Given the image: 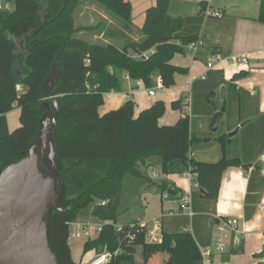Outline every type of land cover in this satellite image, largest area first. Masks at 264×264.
Wrapping results in <instances>:
<instances>
[{
  "label": "trees",
  "instance_id": "1",
  "mask_svg": "<svg viewBox=\"0 0 264 264\" xmlns=\"http://www.w3.org/2000/svg\"><path fill=\"white\" fill-rule=\"evenodd\" d=\"M170 1L156 0L146 12L145 25L135 29L138 40L129 45L98 40L109 20L115 27L133 24L132 7L126 0H7L13 11L0 8V176L25 158L47 117L51 123L55 96L59 118L48 140L54 143L61 174L59 203L63 209L51 211L46 222L58 264H78L71 254L70 224L91 205L94 220L111 224L99 238L85 243L83 253L119 251L110 264H146L144 232L129 242L114 224L144 220L146 205L141 198L168 193V167L173 161L196 174L199 190L209 200L218 199L227 169L251 168L237 158L223 157L217 163L192 158V147L200 139L191 132L189 116L183 113L186 98L172 102L182 117L170 126L159 123L166 113L162 101L137 116L131 100L120 109L99 114L105 94L120 93L126 76L135 83L141 81L146 89H152L159 78L162 87L169 89L176 83V74L186 73L171 62L198 38L176 37L185 22L170 15ZM85 2L99 12L95 25L79 22ZM259 3L257 20L264 25V0ZM247 76L241 72L235 78ZM15 105L21 110V126L11 132L7 114ZM219 117L220 113L215 123ZM220 142L224 147L225 137ZM127 188L129 194L124 197ZM124 201L129 205L125 207ZM101 202L106 206H100ZM162 235L160 246L174 254V264L203 260L192 234ZM141 252L143 260L139 262ZM258 257L264 259V251Z\"/></svg>",
  "mask_w": 264,
  "mask_h": 264
},
{
  "label": "crops",
  "instance_id": "2",
  "mask_svg": "<svg viewBox=\"0 0 264 264\" xmlns=\"http://www.w3.org/2000/svg\"><path fill=\"white\" fill-rule=\"evenodd\" d=\"M178 1L183 7L177 16L169 12L172 17H180L185 22L176 37L198 38L196 49L185 48L184 54H177L171 62L186 73L176 74L172 88L158 91L152 97L146 88L125 79L120 93L105 94L99 114L104 116L131 100L136 105L137 116L157 101H162L166 104V113L159 123L170 126L182 117L181 112L172 109V102L186 98L183 113L189 116L191 132L200 139V143L192 147V158L201 163H217L223 157L237 158L251 168L227 169L222 175L218 199L209 200L194 185L188 175L189 169L180 161H173L168 167L167 181L169 190L173 187L177 194L167 198L161 194H145L144 220L151 222L160 218L163 233L192 234L204 253L206 249L213 248L219 237L217 221L221 218L237 219L241 241L236 244L237 234L229 231L227 251L222 255L214 253L210 264H260L264 262L258 257L264 251V25L257 20L260 0L254 3L253 0H242V7L232 11L214 7L223 12L221 18L207 17L200 5L185 7V0ZM128 2L132 7L133 24L115 27L109 20L98 40L127 45L138 40L135 29L145 25L146 12L156 4V0H144V3L138 0L137 11L141 17L137 20L135 7ZM100 15L108 19L103 13ZM90 22L86 25H95V18ZM239 56L250 58L248 67H238L231 62L233 57ZM214 61L215 67L209 69L208 63ZM241 72H247L248 76L235 78ZM18 90L21 91V87ZM17 109L20 124V108L15 105V109L7 114L11 132L19 128L17 119L13 117ZM218 113L217 131L213 132L214 118ZM235 131V136L230 137ZM222 137H225L224 147L220 142ZM186 195L190 196L192 216L181 211V199ZM145 252L146 264H174V254L165 251L159 243L147 244ZM71 254L78 264H86L94 257L92 253L84 254L83 249L80 256L74 255L72 250Z\"/></svg>",
  "mask_w": 264,
  "mask_h": 264
},
{
  "label": "water",
  "instance_id": "3",
  "mask_svg": "<svg viewBox=\"0 0 264 264\" xmlns=\"http://www.w3.org/2000/svg\"><path fill=\"white\" fill-rule=\"evenodd\" d=\"M53 107L54 118L51 123L50 117L42 122L43 131L25 158L1 173L0 264H58L50 248L46 222L51 211L63 209L59 203L61 174L54 143L48 140L59 118L55 96ZM176 194L173 187L168 191L169 196Z\"/></svg>",
  "mask_w": 264,
  "mask_h": 264
},
{
  "label": "built area",
  "instance_id": "4",
  "mask_svg": "<svg viewBox=\"0 0 264 264\" xmlns=\"http://www.w3.org/2000/svg\"><path fill=\"white\" fill-rule=\"evenodd\" d=\"M7 2V0H0V8L3 9L4 6L1 3ZM213 0H198V5L201 4L204 10V14L207 17L213 18H221L223 17V12L219 9L213 8ZM197 47V42L192 43L188 46L190 50H194ZM220 56H217L219 59ZM249 57L248 56H239L233 57L231 60L232 63L236 64L238 67H248L249 66ZM216 65V62L208 63V68L213 69ZM125 79L130 80L129 76H126ZM137 86L143 87L141 81H136ZM161 82L157 83L152 89H147V92L150 97L155 96L158 91L163 90ZM189 177L194 181V185L199 189V185L196 183V174H194L191 169L189 168L188 171ZM169 195L168 193L165 194L167 198ZM100 206H106V202L99 203ZM181 211L184 214H189L190 216L193 215L191 209V201L190 196L186 195L181 199ZM111 224V222H100L94 220L92 217L89 222H80L75 220L73 223L70 224V243L76 240H84L85 243L95 240L99 238L98 236L102 233L104 227ZM239 220L237 219H220L216 223V230L219 233V237L215 242L213 248L206 249V252L203 253V262L205 264H210V258L213 256L214 253L222 255L227 251L226 245V238L228 237V232H234L237 234L235 243L238 244L241 241V236L238 230ZM118 233L125 232V240L132 242L136 238V234H139L141 231L144 232L146 235L147 243L151 245L160 244L163 237V225L160 218H156L151 222L148 221H141L139 224H129V225H116L114 224ZM119 251L116 253L106 252L102 255L94 256L88 263L86 264H110L112 260L119 255Z\"/></svg>",
  "mask_w": 264,
  "mask_h": 264
},
{
  "label": "rangeland",
  "instance_id": "5",
  "mask_svg": "<svg viewBox=\"0 0 264 264\" xmlns=\"http://www.w3.org/2000/svg\"><path fill=\"white\" fill-rule=\"evenodd\" d=\"M132 3L133 7H135L134 9V17L135 19L137 20V18L140 16L141 17V13L140 11H137L138 7H137V2L138 0H128ZM140 2L144 3V0H139ZM256 0H253V3L255 2ZM181 2H179L178 0H172V2L170 1V10L169 12L171 13V15L173 16H177V12L180 10V8H182V4H180ZM198 0H185V7H196L198 4ZM213 8L214 7H220L221 10L222 9H227L228 11H232V9H238V8H241L242 7V0L241 1H237V0H213ZM2 6H4L5 9L9 10V11H13L14 7L13 5L11 4H7L6 2H3L1 3ZM256 5V3L254 4ZM83 8V18H80V22L82 25H86V24H91V19L92 18H95L96 14L99 13L96 11V9L88 2H85L84 5L82 6ZM139 17V18H140ZM153 52V49L152 51ZM173 109V108H172ZM13 117L17 119V121L19 120V109L15 110L14 114H13ZM18 124H19V121H18ZM19 127H20V124H19ZM16 130V129H15ZM124 194L126 197L128 194H129V189L127 188L125 191H124ZM124 206H128L129 204L124 201ZM141 203H144V200L143 198H141ZM92 207L93 205L90 206V208L84 210L81 212V214L77 217V221H80V222H89L90 219H91V211H92ZM85 245V241L84 240H76L75 241H72L70 243V247H71V250L73 252L74 255H79L80 256V253L83 249ZM89 253H92V256H97L98 253H96V251L93 249L91 250V252H88ZM142 258V252L140 253V255L137 257V261L138 260H141ZM140 262V261H139Z\"/></svg>",
  "mask_w": 264,
  "mask_h": 264
}]
</instances>
